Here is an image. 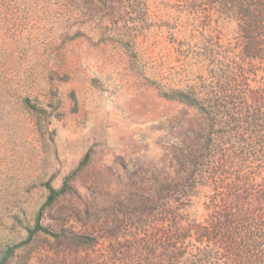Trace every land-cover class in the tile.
<instances>
[{"label":"rangeland","instance_id":"obj_1","mask_svg":"<svg viewBox=\"0 0 264 264\" xmlns=\"http://www.w3.org/2000/svg\"><path fill=\"white\" fill-rule=\"evenodd\" d=\"M229 7L0 0V264H231L226 241L180 222L218 206L228 154L264 150L262 99L247 91L264 89V25ZM178 92L214 117L215 146L187 178L202 115ZM26 96L48 111L39 124ZM89 149L45 205L44 183L59 187ZM37 222L57 236L37 231L3 260Z\"/></svg>","mask_w":264,"mask_h":264},{"label":"trees","instance_id":"obj_2","mask_svg":"<svg viewBox=\"0 0 264 264\" xmlns=\"http://www.w3.org/2000/svg\"><path fill=\"white\" fill-rule=\"evenodd\" d=\"M216 2L218 0H215ZM230 6L233 17L242 18L245 22L258 20L264 25V0H223ZM220 2V0H219ZM249 86V85H247ZM248 88V87H247ZM251 100L262 99L258 103L264 112V89L259 94L260 89H247ZM178 99L185 104L192 106L202 115V123L199 127L196 144L187 152L182 154L180 165L183 175L187 178L193 173L196 162L200 157H205L206 153L215 146V133L212 131L214 117L207 110L203 103L188 95L186 92H178ZM22 105L33 112L37 117V123L48 115V111L36 99L29 97L22 98ZM237 136H239L237 134ZM242 138V135L240 136ZM243 141H247L242 138ZM251 146H256L257 137H252L247 141ZM252 148V147H251ZM247 154L239 158L233 151L228 154L231 164L228 165V174L225 176L219 191V204L217 207L203 215L202 219H181L182 226H187L188 236L197 234L206 243L216 245L218 239L226 241L228 248L227 255L231 264H264V150L260 147L256 150V155ZM217 157L219 163L221 156ZM90 158V149L87 150L76 167L70 171L63 179L61 185L53 187L49 181L44 183L47 189L45 205L51 204L55 199L71 190V180L83 169ZM261 159V160H260ZM258 163H255L257 162ZM189 226V227H188ZM37 231L52 234L38 222L29 231L25 241L13 244L5 250L3 260L18 247L22 246ZM80 241H82L80 239ZM84 242V241H82ZM203 253L207 252L203 250Z\"/></svg>","mask_w":264,"mask_h":264}]
</instances>
